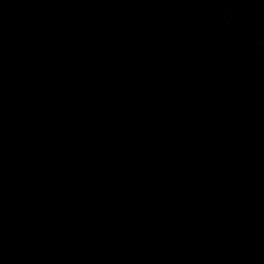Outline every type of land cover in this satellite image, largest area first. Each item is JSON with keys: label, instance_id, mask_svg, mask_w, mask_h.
<instances>
[{"label": "trees", "instance_id": "trees-1", "mask_svg": "<svg viewBox=\"0 0 264 264\" xmlns=\"http://www.w3.org/2000/svg\"><path fill=\"white\" fill-rule=\"evenodd\" d=\"M263 27L264 0H0V264H264V50L224 65Z\"/></svg>", "mask_w": 264, "mask_h": 264}, {"label": "rangeland", "instance_id": "rangeland-1", "mask_svg": "<svg viewBox=\"0 0 264 264\" xmlns=\"http://www.w3.org/2000/svg\"><path fill=\"white\" fill-rule=\"evenodd\" d=\"M222 9L223 10L221 11V14H220V16L218 17V20H217L216 29H217V32L222 37H225L227 27L229 26V28H230L231 23H232L231 16L233 15L232 16V18H233L236 13H235V11H233V10H231L228 7H225V6H223ZM230 19H231V21H230ZM229 22H230V24H229ZM263 29H264V27L261 28L260 30L263 31ZM260 39L262 40L261 42L258 41ZM257 41L254 38L253 39L251 38L250 40H243V41H241L240 44L238 45V47L241 46V45H247V46L242 47L241 50H243V48H245V50L248 51V53H250V54H248L247 52L241 51L237 55V60L236 61L233 60V64L232 65H230L229 63L224 64L226 66V68L227 69L230 68L231 71H234V70H243V71L248 72L247 64H246V59H249L250 57H252L253 55H255L257 52H260V51L264 50V32H261V34L257 38ZM252 52H256V53H252ZM234 58H236V56ZM224 147H225V145L222 146V147H219V148H215V149H217L219 151H222L225 155L228 156V162H230V164L228 166V169H230V167L232 165H236L235 162H234V159L236 161L238 160V162H239V159L236 156H234V154L236 152H234L233 155H232L231 153L227 152L226 151L227 150L226 147L225 148ZM226 175L224 173L217 172V173L211 175L212 177L210 179H207L205 181V183L203 184V186L201 188V190L203 191V193L205 195V199L203 201L200 202V200L197 197V193L194 194V197H196V198L192 197V200L196 202V204H197L198 207H208V209L210 211H213L214 212L211 217L208 216V217L205 218V220L207 222L203 225V230L204 231L210 225L213 226V224H211V221H213V223H214L217 219H220L223 216L224 207L221 204H217L216 203V201H215V199H214V197L212 195V192H211V186H212V182L214 180H215V182L224 181V180H226L228 178V176H229V178H231L233 180H236L235 178H233V176H232V174L230 172L227 175V177H225ZM241 175H243V179L248 180V181H250L251 178L253 177V174H250L247 171L244 172V173H242ZM254 179H255V177L252 178V182L254 181ZM254 183H256V181H254ZM253 191L255 193H257V194L264 195V186H258V190H254L253 189ZM261 195H259V196H261ZM261 197H263V196H261ZM263 241H264V237H263Z\"/></svg>", "mask_w": 264, "mask_h": 264}]
</instances>
